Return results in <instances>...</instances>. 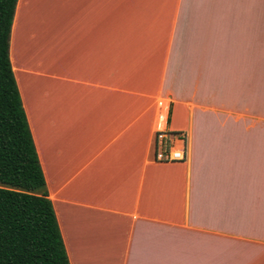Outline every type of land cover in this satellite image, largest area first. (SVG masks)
<instances>
[{"label": "crops", "instance_id": "0c3cea01", "mask_svg": "<svg viewBox=\"0 0 264 264\" xmlns=\"http://www.w3.org/2000/svg\"><path fill=\"white\" fill-rule=\"evenodd\" d=\"M10 57L71 264H264V0H18Z\"/></svg>", "mask_w": 264, "mask_h": 264}, {"label": "trees", "instance_id": "16d2710c", "mask_svg": "<svg viewBox=\"0 0 264 264\" xmlns=\"http://www.w3.org/2000/svg\"><path fill=\"white\" fill-rule=\"evenodd\" d=\"M18 0H0V264H71L10 57Z\"/></svg>", "mask_w": 264, "mask_h": 264}, {"label": "built area", "instance_id": "2783aa9c", "mask_svg": "<svg viewBox=\"0 0 264 264\" xmlns=\"http://www.w3.org/2000/svg\"><path fill=\"white\" fill-rule=\"evenodd\" d=\"M158 113L155 123V135L157 145L161 148L160 160L167 162H182L187 159V154L184 148H176L169 146L168 141L174 136L169 130L170 126V108L168 102L163 99L158 101ZM171 145V142H170Z\"/></svg>", "mask_w": 264, "mask_h": 264}]
</instances>
